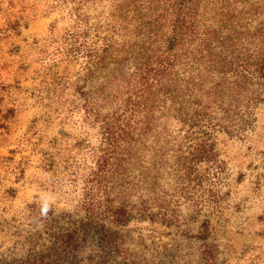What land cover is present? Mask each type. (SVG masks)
I'll return each mask as SVG.
<instances>
[{
  "label": "trees",
  "instance_id": "obj_1",
  "mask_svg": "<svg viewBox=\"0 0 264 264\" xmlns=\"http://www.w3.org/2000/svg\"><path fill=\"white\" fill-rule=\"evenodd\" d=\"M101 1L53 0L73 76L90 85L80 109L105 135L78 226L112 253L123 249L116 227L137 211L170 213L177 189L216 178L217 132L251 127L264 101V0H111L107 12Z\"/></svg>",
  "mask_w": 264,
  "mask_h": 264
},
{
  "label": "rangeland",
  "instance_id": "obj_2",
  "mask_svg": "<svg viewBox=\"0 0 264 264\" xmlns=\"http://www.w3.org/2000/svg\"><path fill=\"white\" fill-rule=\"evenodd\" d=\"M61 8L0 0V264H264V101L244 136L215 134L211 183L116 227L122 250L81 232L82 181L105 135L80 109L90 85L64 53Z\"/></svg>",
  "mask_w": 264,
  "mask_h": 264
}]
</instances>
